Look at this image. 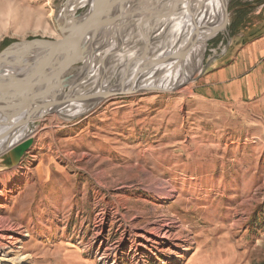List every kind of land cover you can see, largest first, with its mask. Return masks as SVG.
<instances>
[{"label":"rangeland","instance_id":"374dc122","mask_svg":"<svg viewBox=\"0 0 264 264\" xmlns=\"http://www.w3.org/2000/svg\"><path fill=\"white\" fill-rule=\"evenodd\" d=\"M99 1L112 17L120 0ZM97 2L0 0V54L60 39V26ZM244 4L198 3L188 31L200 45L188 64L176 61L172 89L28 121L15 144L34 143L21 162L0 155V219L27 233L12 254L26 256L20 264H264V67L229 71L250 39ZM136 23L127 35L139 40ZM106 48L96 47L98 62ZM83 65L61 73L62 93L95 90L94 77L79 84Z\"/></svg>","mask_w":264,"mask_h":264},{"label":"bare ground","instance_id":"6f19581e","mask_svg":"<svg viewBox=\"0 0 264 264\" xmlns=\"http://www.w3.org/2000/svg\"><path fill=\"white\" fill-rule=\"evenodd\" d=\"M200 2L203 4L208 0L115 1L109 12L112 14V10L116 8L112 17L117 20L110 24H104L97 33L85 39L89 42L91 50L84 60L82 70H80L83 76L88 75V80H83V83L79 84L90 85L89 79L94 77L92 79L93 87L95 86V90L98 91V89H104L103 79L109 74L108 79H111L108 81V87L117 84L118 86L115 85V88L122 86V88L128 89L135 86L136 89L144 90L172 89L173 84H170L173 81L172 77L181 74H177L175 71L176 61L180 65L188 64L200 45L197 33L192 29H190L191 32L188 31L189 25L195 19V15L192 13H195L196 6ZM70 5L72 8V4ZM203 6L206 7V5ZM216 7L219 6L216 5ZM206 8L209 10L208 7ZM110 17L106 16L107 19ZM71 23L72 21H69L68 25ZM135 23L136 26L132 32L136 28L141 29L139 40H136L135 36H131L132 33L130 36L127 35L131 25H135ZM201 37L203 54L207 41L205 31L202 32ZM108 43H110V47L106 48ZM97 46L102 50L106 48V53H103L100 62H98L99 57L96 52L94 53ZM172 68L174 70L171 71ZM80 109L79 103L72 102L63 106L60 113H77ZM44 115L46 113L43 111L29 113L28 110L9 111L0 107V155L12 148L15 142L21 138L20 135L24 132V126L29 120L32 121V119ZM1 197L2 199L7 198L6 195ZM163 228H158V232H163ZM20 236L25 237L27 233L14 232L4 220L0 219V257L2 259L0 264H20L25 259L26 256L22 255L20 257L12 256L13 253L16 254L15 249ZM165 236V233L161 234L160 238ZM100 259L104 260V257L100 256ZM106 262L110 264V259Z\"/></svg>","mask_w":264,"mask_h":264},{"label":"water","instance_id":"95a60500","mask_svg":"<svg viewBox=\"0 0 264 264\" xmlns=\"http://www.w3.org/2000/svg\"><path fill=\"white\" fill-rule=\"evenodd\" d=\"M98 1L70 25L60 26L61 38L54 41L15 42L0 54V107L9 111H26L29 113H57L65 118H74L92 111L104 100L121 94H130L144 89L130 87L124 89L114 86L98 91L74 93L76 83L69 92L62 93L69 81L60 78L62 72L68 71L78 61H84L90 52L86 38L99 31L104 24L115 22L117 18H106L105 9L100 10ZM104 7V4L102 5ZM29 49V50H28ZM24 50H27L24 51ZM60 78V79H58ZM102 83V82H101ZM101 87V85H100ZM72 102L79 103L77 113H60L63 106ZM33 137L15 144L9 149L13 165L21 162L32 147Z\"/></svg>","mask_w":264,"mask_h":264},{"label":"crops","instance_id":"0c3cea01","mask_svg":"<svg viewBox=\"0 0 264 264\" xmlns=\"http://www.w3.org/2000/svg\"><path fill=\"white\" fill-rule=\"evenodd\" d=\"M242 1H248V4L242 6L243 11L240 13H246L247 20L252 18V16L254 17L249 20L250 22L244 24L245 30H247V37L250 39L246 41L241 50L239 62L237 61L235 64L232 63L229 66V71L232 72L234 70L232 75L239 74L237 77L244 74V70H246L248 66H256L257 68L264 67V0ZM238 5L240 6V4ZM250 30H252L251 33L249 32ZM259 33L260 35L257 36ZM226 72H228V70L225 68L223 73L225 74Z\"/></svg>","mask_w":264,"mask_h":264}]
</instances>
